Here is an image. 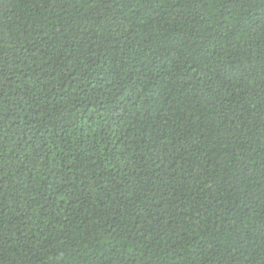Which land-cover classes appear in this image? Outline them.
Instances as JSON below:
<instances>
[{
	"label": "trees",
	"instance_id": "1",
	"mask_svg": "<svg viewBox=\"0 0 264 264\" xmlns=\"http://www.w3.org/2000/svg\"><path fill=\"white\" fill-rule=\"evenodd\" d=\"M0 264H264V0H0Z\"/></svg>",
	"mask_w": 264,
	"mask_h": 264
}]
</instances>
